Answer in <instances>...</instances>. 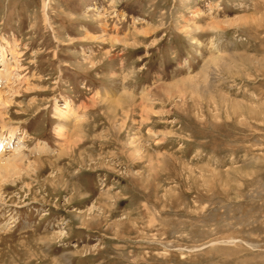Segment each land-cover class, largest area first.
Masks as SVG:
<instances>
[{
	"label": "rangeland",
	"instance_id": "rangeland-1",
	"mask_svg": "<svg viewBox=\"0 0 264 264\" xmlns=\"http://www.w3.org/2000/svg\"><path fill=\"white\" fill-rule=\"evenodd\" d=\"M0 98V264H264V0H0Z\"/></svg>",
	"mask_w": 264,
	"mask_h": 264
},
{
	"label": "bare ground",
	"instance_id": "bare-ground-1",
	"mask_svg": "<svg viewBox=\"0 0 264 264\" xmlns=\"http://www.w3.org/2000/svg\"><path fill=\"white\" fill-rule=\"evenodd\" d=\"M113 39V38H112ZM115 40H118L117 38H115ZM122 99V98H121ZM120 99V100H121ZM0 101H2V99L0 98ZM6 102V101H5ZM120 102V101H119ZM2 105H4V102H1ZM4 114V113H3ZM4 119V116L1 114L0 111V121H2ZM65 126V125H64ZM64 126H60L58 125L57 128V133L61 135L62 130L65 128ZM75 133V132H74ZM72 137V136H71ZM38 152H44L45 149L43 146H38L37 148ZM15 156V155H14ZM14 160V157L12 158ZM20 158H18L17 160H19ZM5 163V162H4ZM9 163V162H8ZM14 163V162H13ZM25 165L21 164V163H16V164H12V165H4V164H0V178H7L9 176H11L14 173H18L19 170H21V167H24ZM30 166V165H28ZM27 166V167H28ZM32 168V167H31ZM30 168V169H31ZM33 169V168H32Z\"/></svg>",
	"mask_w": 264,
	"mask_h": 264
}]
</instances>
